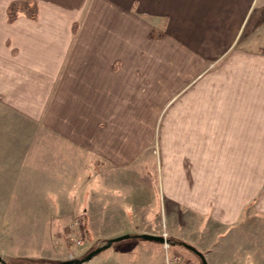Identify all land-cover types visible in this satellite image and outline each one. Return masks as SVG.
Masks as SVG:
<instances>
[{"label": "crops", "instance_id": "crops-1", "mask_svg": "<svg viewBox=\"0 0 264 264\" xmlns=\"http://www.w3.org/2000/svg\"><path fill=\"white\" fill-rule=\"evenodd\" d=\"M11 1L0 0V255L71 258L53 208L73 199L53 195L91 189L98 223L122 221L115 235L165 229L195 264L180 241L207 264H264V0H37L35 19L13 22ZM130 237L143 264L164 262Z\"/></svg>", "mask_w": 264, "mask_h": 264}, {"label": "rangeland", "instance_id": "rangeland-1", "mask_svg": "<svg viewBox=\"0 0 264 264\" xmlns=\"http://www.w3.org/2000/svg\"><path fill=\"white\" fill-rule=\"evenodd\" d=\"M72 195L73 196H70L69 194L64 193H60V196L53 195L57 199V201L66 200L70 202V199H73V204L71 203L70 208H53V216H56L61 221L58 222V226L56 228L53 225V240L56 242L54 243L58 249L69 253L70 257H83V255L87 254L96 247L107 243L105 241L106 238L98 236L99 234H106L109 239L122 236V234L115 235L114 233H112L120 227L118 223H122V221L119 220L117 222L114 221L109 223L105 221L99 224L97 217H94V214H96V205L98 201V195L96 192L92 193L90 189L89 192H80L76 195L72 193ZM88 201H90L91 211L94 209L91 215L86 214L87 211H83L82 213V206L86 208L88 205ZM75 205L79 206V208H77L78 210L72 209ZM128 221L130 222V220ZM32 228L33 227H25V229H23V235H28L30 232H32ZM39 230L40 233L35 236V239L37 240H39L38 236H40V238L44 237L43 230L40 228L38 229V231ZM164 232L168 233V236H170L169 232L165 229L161 231L160 234H163ZM130 235L132 236L134 234ZM75 239H81V244H77L75 242ZM135 240L136 239L134 237L115 240L110 246L95 255V257L91 261L80 264H106L110 263L111 261H115L117 263L120 262L121 264L123 262H127V264H143L145 262L151 261L148 253L144 252V250L142 249L133 247ZM145 241H148L147 243H150V245L152 246H156L157 248L161 247L163 249L165 257L162 264L166 262L167 254H169L170 256L179 255L182 259L187 260L190 264H195V256L190 254V252L188 251H186L185 253H188L190 256H187L182 252L172 251L171 245L167 249L165 245L158 244V242L156 241ZM56 247L55 249H57ZM150 249L151 248H149L148 251H150ZM153 259L157 260L158 256H154ZM16 261H19L18 263L28 264L27 262L33 260L24 258ZM37 262L53 263V261L48 262L47 260H37Z\"/></svg>", "mask_w": 264, "mask_h": 264}, {"label": "water", "instance_id": "water-1", "mask_svg": "<svg viewBox=\"0 0 264 264\" xmlns=\"http://www.w3.org/2000/svg\"><path fill=\"white\" fill-rule=\"evenodd\" d=\"M130 234H125L116 238H112L109 239L107 241V243L96 247L95 249L91 250L90 252H88L85 256L83 257H73V258H69V259H65L62 261H59L57 263H47V264H80V263H84V262H88L91 259H93L95 257V255H97L98 253H100L103 249L107 248L108 246H110L112 244L113 241L115 240H119V239H123V238H127L130 237ZM132 236H138L141 237L143 239L146 240H153L156 242H164L165 238L160 235V234H156V233H141L138 235H132ZM187 248H189L190 250L194 251L202 260L203 264H207V261L205 259V256L202 252H199L196 250L195 246L191 245V244H184ZM0 261L1 262H5V259L0 255Z\"/></svg>", "mask_w": 264, "mask_h": 264}, {"label": "trees", "instance_id": "trees-1", "mask_svg": "<svg viewBox=\"0 0 264 264\" xmlns=\"http://www.w3.org/2000/svg\"><path fill=\"white\" fill-rule=\"evenodd\" d=\"M38 10H39V6H38L37 0H13L10 2L8 9H7L8 20L11 22L15 21L21 13L25 14L26 16H28L32 19H35L38 15ZM180 242L182 244H186V243L190 244V243L185 242V241H180ZM196 250L199 252H202L197 248H196ZM85 255H83V256H85ZM16 260H19V259H11V260H9V262L5 259L4 264H25V263H18L19 261H16ZM27 263L28 264H38L41 262L30 261Z\"/></svg>", "mask_w": 264, "mask_h": 264}, {"label": "built area", "instance_id": "built-area-1", "mask_svg": "<svg viewBox=\"0 0 264 264\" xmlns=\"http://www.w3.org/2000/svg\"><path fill=\"white\" fill-rule=\"evenodd\" d=\"M163 236L165 238L164 245L168 249L170 247V243L168 242V233L164 232ZM77 244H81V239H75ZM164 264H190L187 260L182 259L179 255H169L167 254L166 262Z\"/></svg>", "mask_w": 264, "mask_h": 264}]
</instances>
